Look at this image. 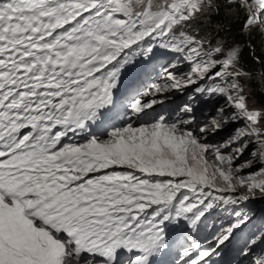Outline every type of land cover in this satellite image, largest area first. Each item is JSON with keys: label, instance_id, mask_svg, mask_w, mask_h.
I'll return each instance as SVG.
<instances>
[{"label": "snow or ice", "instance_id": "6c2138e0", "mask_svg": "<svg viewBox=\"0 0 264 264\" xmlns=\"http://www.w3.org/2000/svg\"><path fill=\"white\" fill-rule=\"evenodd\" d=\"M257 199L264 0H0V264H264Z\"/></svg>", "mask_w": 264, "mask_h": 264}, {"label": "rangeland", "instance_id": "374dc122", "mask_svg": "<svg viewBox=\"0 0 264 264\" xmlns=\"http://www.w3.org/2000/svg\"><path fill=\"white\" fill-rule=\"evenodd\" d=\"M129 79L134 80V79H136V77H135V75H131L129 77ZM221 135H223V133ZM263 204H264V200H260V199L249 202L247 207L251 210V213H254V217H253L252 221H250L248 224L244 225V227L239 230V233H243V232L247 231L249 228L253 227L254 224L259 223L260 219L262 217H264V211L261 210V206H263ZM261 211H262V213H261Z\"/></svg>", "mask_w": 264, "mask_h": 264}, {"label": "trees", "instance_id": "16d2710c", "mask_svg": "<svg viewBox=\"0 0 264 264\" xmlns=\"http://www.w3.org/2000/svg\"><path fill=\"white\" fill-rule=\"evenodd\" d=\"M223 35V34H222ZM261 210H263L264 211V204H263V206H261ZM261 213H262V211H261ZM262 215V214H261Z\"/></svg>", "mask_w": 264, "mask_h": 264}]
</instances>
